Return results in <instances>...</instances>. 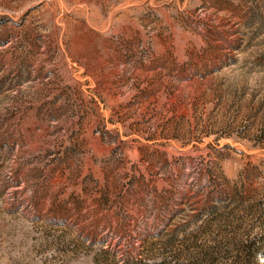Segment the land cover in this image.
I'll return each instance as SVG.
<instances>
[{
	"label": "rangeland",
	"instance_id": "rangeland-1",
	"mask_svg": "<svg viewBox=\"0 0 264 264\" xmlns=\"http://www.w3.org/2000/svg\"><path fill=\"white\" fill-rule=\"evenodd\" d=\"M0 264H264V0H0Z\"/></svg>",
	"mask_w": 264,
	"mask_h": 264
}]
</instances>
